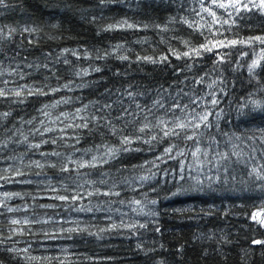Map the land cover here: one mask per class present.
Returning <instances> with one entry per match:
<instances>
[{"label": "trees", "instance_id": "16d2710c", "mask_svg": "<svg viewBox=\"0 0 264 264\" xmlns=\"http://www.w3.org/2000/svg\"><path fill=\"white\" fill-rule=\"evenodd\" d=\"M259 4L4 0L0 264H264Z\"/></svg>", "mask_w": 264, "mask_h": 264}, {"label": "snow or ice", "instance_id": "6c2138e0", "mask_svg": "<svg viewBox=\"0 0 264 264\" xmlns=\"http://www.w3.org/2000/svg\"><path fill=\"white\" fill-rule=\"evenodd\" d=\"M213 3L214 4H216V6H218V7H221V8H227V7H233V8H237V10H239V8H238V5L241 3V0H234V2L233 3H231V4H224V3H216V0H213ZM4 4V0H0V5H3ZM255 6V5H254ZM243 7L245 8V9H247L248 8V5L247 4H244L243 5ZM259 7L261 8V9H264V0H260V4H259ZM207 10V9H206ZM211 15H213V17H214V19H215V13H210ZM225 23H227V21H225ZM256 39L259 41V42H261V43H264V37H256ZM233 44H235L236 42L235 41H233L232 42ZM241 43H244L243 41L241 42ZM185 55H187V53H185ZM256 63L257 62H254L253 63V65H252V67L254 68L255 66H256ZM17 95H19V93H17ZM214 104L215 103H217V101L216 100H213L212 101ZM202 120H207V116H204V117H202L201 118ZM188 125H185L184 123H180V124H178L177 125V127L178 128H180V129H184V128H186ZM195 127H199V124H196L195 125ZM168 133H166V135H167ZM192 137H189V139H191ZM127 142V141H126ZM169 151H170V149H169ZM199 151V149H197V152ZM193 155H196V153L194 152L193 153ZM262 215H264V213H261V212H257V213H254L253 214V220H257L259 217H261ZM14 223H16V221H13ZM260 223H262V224H264V220H260L259 221ZM254 243H256V244H261V243H264V242H262V241H255Z\"/></svg>", "mask_w": 264, "mask_h": 264}, {"label": "rangeland", "instance_id": "374dc122", "mask_svg": "<svg viewBox=\"0 0 264 264\" xmlns=\"http://www.w3.org/2000/svg\"><path fill=\"white\" fill-rule=\"evenodd\" d=\"M260 219H261V220H264V215H262V216L260 217Z\"/></svg>", "mask_w": 264, "mask_h": 264}]
</instances>
